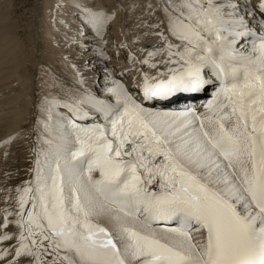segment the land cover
<instances>
[{"label":"snow or ice","instance_id":"1","mask_svg":"<svg viewBox=\"0 0 264 264\" xmlns=\"http://www.w3.org/2000/svg\"><path fill=\"white\" fill-rule=\"evenodd\" d=\"M147 7L163 47L137 62L167 70L139 94L113 81L106 100L45 101L71 118L44 123L48 148L0 209L4 264H264V0L259 22L247 0ZM209 88L203 112L168 107Z\"/></svg>","mask_w":264,"mask_h":264},{"label":"bare ground","instance_id":"2","mask_svg":"<svg viewBox=\"0 0 264 264\" xmlns=\"http://www.w3.org/2000/svg\"><path fill=\"white\" fill-rule=\"evenodd\" d=\"M10 2L11 0H0V209L9 205L15 207L14 189L30 178V170L34 166L33 149L39 151L48 148V145L41 143V137L51 139L52 132L43 127L44 123L49 121V117L54 123L62 121L60 109L45 104V101L60 104L68 94L80 95L81 89L97 92L100 77L107 76L108 80L103 79L101 83L109 87L113 81H120L118 72L109 65L90 69L85 64V57L94 52L89 53V49L81 44L85 37L77 33L79 31L84 34L86 28H82L73 18L74 12L85 13L87 16L102 12L105 17L110 16L109 20L112 21L113 14L110 10L115 13L117 7L110 0H42L41 18L28 23V27L24 29L26 35L23 34L24 30L19 29L17 23L20 21L16 23L17 19H13L17 15L11 18ZM140 2L143 6L151 3L150 0ZM87 4L91 6L87 7ZM151 4L155 7L156 0ZM149 11L154 24L163 19L158 8L155 11L149 8ZM115 16L117 17L116 13ZM107 21L102 27L104 36H108L104 27ZM118 22L116 19L115 25H112L117 33L113 37H117L114 41L124 49L127 39H133L135 31L130 29L129 33ZM164 27L166 26L162 24L161 28ZM70 31L74 34H70ZM153 31L156 33L160 29L154 28ZM94 33L97 35L96 30ZM154 33L144 41L143 38L139 39L137 44L132 41L131 47L129 46L131 52L137 55L138 51L147 53L154 47H163ZM70 36L74 37L70 39ZM97 36L99 38L96 44L99 45L102 31ZM122 49L119 48V51ZM94 77H97V81L87 84ZM101 93L104 99L109 98L106 90ZM12 137L14 139L11 144L4 143ZM94 219L101 226L112 227L106 216ZM5 243L11 244L13 241ZM3 246L0 244V248ZM0 264L4 262L0 261Z\"/></svg>","mask_w":264,"mask_h":264},{"label":"rangeland","instance_id":"3","mask_svg":"<svg viewBox=\"0 0 264 264\" xmlns=\"http://www.w3.org/2000/svg\"><path fill=\"white\" fill-rule=\"evenodd\" d=\"M110 1L114 3V6L117 7V8L115 7L117 9L115 13L117 14V17L120 16L121 14L122 17L121 21L124 27L128 29L129 33H131L130 31L132 29L138 32L153 31L154 28H152L151 25H153L154 23L150 19L151 13L147 6H143V3L140 2L141 0H110ZM152 1L153 0H150L151 3ZM54 2H56V0H54ZM9 11H12L11 18L17 15L16 16L17 18L15 17L13 19L14 20L17 19L15 20L16 23L17 21H20L17 24H19L20 26L19 29L22 31L28 27V23L30 24L33 20L37 21L39 18H41L42 0H11ZM23 34L26 35L25 30Z\"/></svg>","mask_w":264,"mask_h":264}]
</instances>
